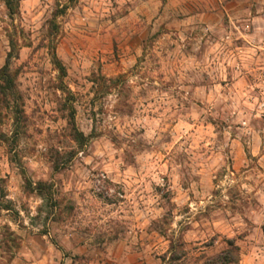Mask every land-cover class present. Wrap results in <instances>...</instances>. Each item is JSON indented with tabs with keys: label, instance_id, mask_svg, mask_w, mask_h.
<instances>
[{
	"label": "rangeland",
	"instance_id": "1",
	"mask_svg": "<svg viewBox=\"0 0 264 264\" xmlns=\"http://www.w3.org/2000/svg\"><path fill=\"white\" fill-rule=\"evenodd\" d=\"M169 5L22 0L12 20L0 0L23 108L0 95V264H116L122 240L264 264V37L233 51Z\"/></svg>",
	"mask_w": 264,
	"mask_h": 264
},
{
	"label": "crops",
	"instance_id": "2",
	"mask_svg": "<svg viewBox=\"0 0 264 264\" xmlns=\"http://www.w3.org/2000/svg\"><path fill=\"white\" fill-rule=\"evenodd\" d=\"M169 6L170 12L184 17V25L201 23L222 40L238 42L233 51L255 50L252 43L264 37V0H170ZM212 45L217 50L223 43L216 39ZM129 243L121 241L114 256L116 264L153 263L148 253Z\"/></svg>",
	"mask_w": 264,
	"mask_h": 264
},
{
	"label": "trees",
	"instance_id": "3",
	"mask_svg": "<svg viewBox=\"0 0 264 264\" xmlns=\"http://www.w3.org/2000/svg\"><path fill=\"white\" fill-rule=\"evenodd\" d=\"M22 0H5V4L8 10L9 17L14 20L15 16L20 13V3ZM11 50L8 53L7 63L0 68V95L4 100H10L12 102V109L16 115V121L19 122L20 118L23 115V108L21 105V96L18 91L16 80L17 74L11 68L12 59L18 58V55H15V52L18 49V41L13 37L10 38ZM53 59L55 65L59 70L62 71L63 75H66V69L63 66L61 60L58 58L57 53H53ZM85 136L83 133H77V139L84 141ZM43 186V183L38 184V189ZM4 209L11 210L10 205L4 206ZM229 248L223 251L221 254L214 256L203 264H240V247L236 244L234 240H228ZM183 244L178 243L175 245L172 242V251L170 252L172 257L170 261L173 263L180 260L183 256H186V251L180 250Z\"/></svg>",
	"mask_w": 264,
	"mask_h": 264
},
{
	"label": "clouds",
	"instance_id": "4",
	"mask_svg": "<svg viewBox=\"0 0 264 264\" xmlns=\"http://www.w3.org/2000/svg\"><path fill=\"white\" fill-rule=\"evenodd\" d=\"M174 173H175V170H174ZM153 178L156 179L155 177H153ZM156 182H157V184H160L161 186H163V184H164V181L160 180V179H156ZM112 191H115V188H113ZM176 219L179 220V219H182V217H177ZM173 227H175V225H173Z\"/></svg>",
	"mask_w": 264,
	"mask_h": 264
},
{
	"label": "built area",
	"instance_id": "5",
	"mask_svg": "<svg viewBox=\"0 0 264 264\" xmlns=\"http://www.w3.org/2000/svg\"><path fill=\"white\" fill-rule=\"evenodd\" d=\"M259 109H260L261 112L264 113V103H261V104L259 105Z\"/></svg>",
	"mask_w": 264,
	"mask_h": 264
}]
</instances>
